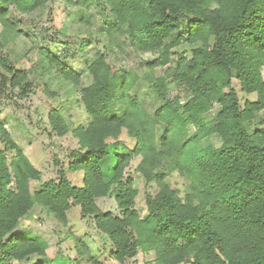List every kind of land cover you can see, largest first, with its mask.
I'll use <instances>...</instances> for the list:
<instances>
[{
    "label": "trees",
    "instance_id": "trees-1",
    "mask_svg": "<svg viewBox=\"0 0 264 264\" xmlns=\"http://www.w3.org/2000/svg\"><path fill=\"white\" fill-rule=\"evenodd\" d=\"M65 1L83 25L90 6L100 9L107 49L129 45L154 55L142 62L151 88L141 91V77L115 68L105 53L87 65L91 82L84 85L60 55L41 49L46 71L74 87L88 124L72 131L77 147L59 180L32 192L42 173L0 123V264H107L83 240H74L77 259L60 252L49 259L45 240L16 234L37 207L63 227L79 207L108 238L117 264L140 254L154 256L146 264H264V0ZM49 2L0 0L2 101L25 99L33 87L31 70L18 69L6 53L9 41L32 38L12 9L30 15ZM236 84L257 100L243 103ZM173 88L187 98H173ZM150 96L160 102L153 113L144 103ZM48 121L57 136L70 133L61 111ZM78 174L82 186L71 180ZM135 174L146 188L145 216ZM174 174L188 183L184 197L168 182ZM104 198L116 202L119 215L100 209Z\"/></svg>",
    "mask_w": 264,
    "mask_h": 264
},
{
    "label": "rangeland",
    "instance_id": "rangeland-1",
    "mask_svg": "<svg viewBox=\"0 0 264 264\" xmlns=\"http://www.w3.org/2000/svg\"><path fill=\"white\" fill-rule=\"evenodd\" d=\"M88 12L92 14L90 24L83 25L76 22L77 10L69 6L65 0H50L45 9H40L30 15H20L12 9L13 16L21 22L20 28L32 38L21 37L9 41L6 45V53L18 69L31 70L30 78L33 87L25 99L14 96L9 100H0V123L5 125L13 139L24 149L31 162L42 173L40 182H32V192L39 190L43 183L59 180L58 170L61 166L67 167L69 154L77 147V140L72 131L88 124V117L76 97L74 87L58 80L46 71L47 67L42 60L41 49H51L60 55L67 65L83 75L84 85L91 82L86 71L87 65L99 53H105L108 55L109 63L115 68L133 70L141 77V91L146 93V90L151 88L142 62L153 61L154 55H138L129 45L107 49V42L104 37L100 36L99 31L104 27L101 21L107 22L108 19L96 5L90 6ZM63 28L67 29L66 35L60 33ZM65 53L68 54L67 58ZM156 73L157 76L161 75L159 71ZM236 88L243 103L246 100H257L256 95L242 94L238 84ZM178 95L183 100L187 98L185 93L180 94L173 88L171 96L175 98ZM155 98L154 96L144 97V103L150 113L160 106V102H156ZM52 110L61 111L70 130L67 136H57L50 127L48 115ZM214 114L215 112L209 116L210 125L214 122ZM212 141L218 146L217 136H214ZM5 148L0 139V151H4ZM8 157L12 159L13 153H9ZM55 159H58L62 165H56ZM135 179V187L139 191L136 199L137 209L142 216H145L146 188L144 181L136 174ZM71 180L74 185L82 186V174L76 175ZM168 182L184 197L188 190V183L185 179L174 174L168 178ZM97 204L103 212H111L114 215L120 213L113 199H100ZM68 220V227H63L47 211L37 207L29 217L21 222L16 234L21 233L29 238L45 240L50 247L49 259H53L59 252L66 257L77 259L74 240H83L91 247L94 255L100 256L103 253L107 258V264H117L110 256L112 247L108 238L96 229L91 218L83 219L79 207L73 208L68 213ZM154 260L152 254H140L127 264H146ZM35 263L25 261L13 264ZM82 264H86V261Z\"/></svg>",
    "mask_w": 264,
    "mask_h": 264
}]
</instances>
